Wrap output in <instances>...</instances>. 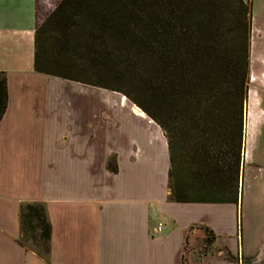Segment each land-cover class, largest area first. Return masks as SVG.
Segmentation results:
<instances>
[{
  "label": "crops",
  "instance_id": "obj_1",
  "mask_svg": "<svg viewBox=\"0 0 264 264\" xmlns=\"http://www.w3.org/2000/svg\"><path fill=\"white\" fill-rule=\"evenodd\" d=\"M248 2L264 35V0ZM37 11L36 0H0V264H188L189 229L218 220L200 209L233 203L171 201L164 132L121 93L97 87L100 108L55 93L67 79L34 69ZM32 202L51 226L45 256L20 243V208Z\"/></svg>",
  "mask_w": 264,
  "mask_h": 264
},
{
  "label": "trees",
  "instance_id": "obj_2",
  "mask_svg": "<svg viewBox=\"0 0 264 264\" xmlns=\"http://www.w3.org/2000/svg\"><path fill=\"white\" fill-rule=\"evenodd\" d=\"M250 13L248 0H59L36 28L34 69L119 92L154 120L171 201L237 205ZM6 104L0 75V119ZM19 216L46 255L44 205Z\"/></svg>",
  "mask_w": 264,
  "mask_h": 264
},
{
  "label": "rangeland",
  "instance_id": "obj_3",
  "mask_svg": "<svg viewBox=\"0 0 264 264\" xmlns=\"http://www.w3.org/2000/svg\"><path fill=\"white\" fill-rule=\"evenodd\" d=\"M58 2L36 0L41 19ZM260 26L259 21L249 19V67L242 142L244 135L246 141L238 180L236 221L235 204H216L200 209V213L206 216L218 215L217 221L210 219L217 237L213 239L209 235L211 231L206 229L207 225H201L200 229L198 225L192 226L187 233L183 255L188 264L189 261L190 264H264V35L256 30ZM55 83L54 91L60 96L93 99L98 108L100 105L97 102L106 96L94 86L76 85L68 80ZM62 123L64 118H60L55 125L61 126ZM31 236L30 230L24 231L21 243L45 256L46 246L39 245ZM207 236L209 239H206Z\"/></svg>",
  "mask_w": 264,
  "mask_h": 264
},
{
  "label": "water",
  "instance_id": "obj_4",
  "mask_svg": "<svg viewBox=\"0 0 264 264\" xmlns=\"http://www.w3.org/2000/svg\"><path fill=\"white\" fill-rule=\"evenodd\" d=\"M244 114H245V108H244ZM240 171H241V169H240ZM239 176H241V174ZM239 179H240V177H239ZM238 200H239V187H238V194H237V203H238Z\"/></svg>",
  "mask_w": 264,
  "mask_h": 264
},
{
  "label": "bare ground",
  "instance_id": "obj_5",
  "mask_svg": "<svg viewBox=\"0 0 264 264\" xmlns=\"http://www.w3.org/2000/svg\"><path fill=\"white\" fill-rule=\"evenodd\" d=\"M136 110H137V112H139L141 114L144 113L138 106H137V109Z\"/></svg>",
  "mask_w": 264,
  "mask_h": 264
}]
</instances>
